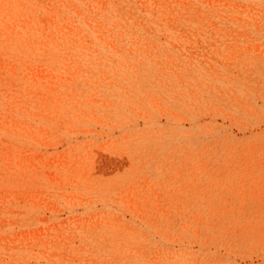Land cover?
<instances>
[{"label":"rangeland","instance_id":"374dc122","mask_svg":"<svg viewBox=\"0 0 264 264\" xmlns=\"http://www.w3.org/2000/svg\"><path fill=\"white\" fill-rule=\"evenodd\" d=\"M0 264H264V0H0Z\"/></svg>","mask_w":264,"mask_h":264}]
</instances>
